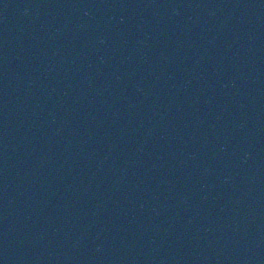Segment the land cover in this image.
Wrapping results in <instances>:
<instances>
[{"label":"water","instance_id":"obj_1","mask_svg":"<svg viewBox=\"0 0 264 264\" xmlns=\"http://www.w3.org/2000/svg\"><path fill=\"white\" fill-rule=\"evenodd\" d=\"M0 264H264V0H0Z\"/></svg>","mask_w":264,"mask_h":264}]
</instances>
